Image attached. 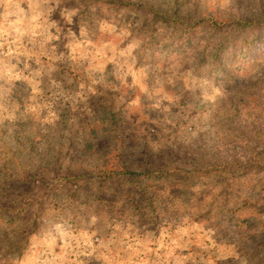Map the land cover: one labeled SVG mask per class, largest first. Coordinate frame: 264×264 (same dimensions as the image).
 Segmentation results:
<instances>
[{
  "label": "rangeland",
  "instance_id": "obj_1",
  "mask_svg": "<svg viewBox=\"0 0 264 264\" xmlns=\"http://www.w3.org/2000/svg\"><path fill=\"white\" fill-rule=\"evenodd\" d=\"M0 264H264V0H0Z\"/></svg>",
  "mask_w": 264,
  "mask_h": 264
},
{
  "label": "trees",
  "instance_id": "obj_2",
  "mask_svg": "<svg viewBox=\"0 0 264 264\" xmlns=\"http://www.w3.org/2000/svg\"><path fill=\"white\" fill-rule=\"evenodd\" d=\"M119 169H121V171H123V172H120ZM119 169L113 170V171H115L113 173L115 177H120L121 174L124 176H127V175L128 176H137L138 173L140 174L142 171L146 170L147 166H139V168H135V170L132 168H127V167H122V168L119 167ZM137 170H139L140 172H137Z\"/></svg>",
  "mask_w": 264,
  "mask_h": 264
}]
</instances>
